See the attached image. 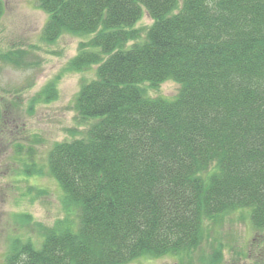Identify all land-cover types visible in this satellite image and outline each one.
Returning a JSON list of instances; mask_svg holds the SVG:
<instances>
[{
    "label": "trees",
    "instance_id": "16d2710c",
    "mask_svg": "<svg viewBox=\"0 0 264 264\" xmlns=\"http://www.w3.org/2000/svg\"><path fill=\"white\" fill-rule=\"evenodd\" d=\"M37 6L48 14L45 43L82 39L59 77L83 74L74 110L84 131L48 155L63 217L35 226L40 248L38 239H14L3 264H128L167 255L188 264L208 223L240 209H250L264 236V0ZM5 8L0 0V21ZM145 11L153 22L137 28ZM2 55L14 62L16 52ZM170 79L181 85L172 99L144 88ZM57 82L33 104L57 99ZM17 159L30 163L31 154ZM223 259L217 242L203 261Z\"/></svg>",
    "mask_w": 264,
    "mask_h": 264
},
{
    "label": "rangeland",
    "instance_id": "374dc122",
    "mask_svg": "<svg viewBox=\"0 0 264 264\" xmlns=\"http://www.w3.org/2000/svg\"><path fill=\"white\" fill-rule=\"evenodd\" d=\"M5 13L0 21V264L14 239L36 238V225L51 226L63 217V191L58 182L45 175L48 155L56 142L81 138L84 125L76 120L75 97L83 74H61L70 58L78 53L76 36L63 35L47 44L42 30L48 14L37 6V0H3ZM145 11L137 28L151 25ZM14 50V62L2 58ZM58 79L59 97L52 102L33 104V99L50 80ZM144 88L152 97L174 98L181 85L166 80ZM19 153L31 154L29 161L17 159ZM22 165L32 168L29 179ZM39 170L43 176L39 175ZM35 228V229H34ZM252 224L249 209H240L222 219L220 224L207 225V237L192 253L188 264H205L213 246L222 242L224 259L219 264H264V236ZM264 234V233H263ZM34 242V241H33ZM43 238L34 242L40 248ZM179 256L141 257L128 264H179ZM211 262V258H210Z\"/></svg>",
    "mask_w": 264,
    "mask_h": 264
},
{
    "label": "bare ground",
    "instance_id": "6f19581e",
    "mask_svg": "<svg viewBox=\"0 0 264 264\" xmlns=\"http://www.w3.org/2000/svg\"><path fill=\"white\" fill-rule=\"evenodd\" d=\"M151 18V17H150ZM152 19V18H151ZM137 23H139V21L137 22ZM137 25V24H136ZM145 27H148V25L147 26H145Z\"/></svg>",
    "mask_w": 264,
    "mask_h": 264
}]
</instances>
